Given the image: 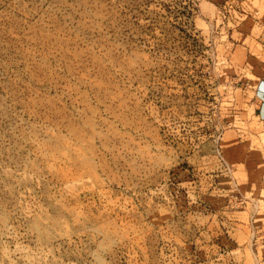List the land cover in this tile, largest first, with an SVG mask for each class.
Instances as JSON below:
<instances>
[{"label":"rangeland","instance_id":"1","mask_svg":"<svg viewBox=\"0 0 264 264\" xmlns=\"http://www.w3.org/2000/svg\"><path fill=\"white\" fill-rule=\"evenodd\" d=\"M264 0H0V264H264Z\"/></svg>","mask_w":264,"mask_h":264},{"label":"built area","instance_id":"2","mask_svg":"<svg viewBox=\"0 0 264 264\" xmlns=\"http://www.w3.org/2000/svg\"><path fill=\"white\" fill-rule=\"evenodd\" d=\"M259 97L264 101V94L262 90L258 91Z\"/></svg>","mask_w":264,"mask_h":264}]
</instances>
